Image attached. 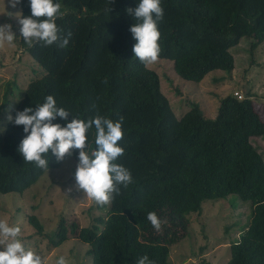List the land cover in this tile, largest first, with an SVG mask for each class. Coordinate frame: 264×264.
Here are the masks:
<instances>
[{"label":"trees","instance_id":"trees-1","mask_svg":"<svg viewBox=\"0 0 264 264\" xmlns=\"http://www.w3.org/2000/svg\"><path fill=\"white\" fill-rule=\"evenodd\" d=\"M54 2L64 12L56 21L60 35L72 33L69 44L29 47L18 24L14 42L20 56L26 52L36 67L23 88L15 80L6 82L0 116L14 117L18 110L35 108L49 94L58 107L70 111L69 121L73 116L87 121L97 113L113 120L123 116V139L118 143L124 155L116 162L130 170L133 182L121 186L110 205L96 203L105 214L94 217L91 225L70 224L75 237L88 244L85 253L92 264H136L145 254L155 264H170L173 242H165V237L184 233L186 218L200 212L203 201L229 195L248 200L251 212L228 246L227 264H264V157L251 142L252 137L264 138V122L248 87L243 98L232 93L221 97L214 117L190 101L178 118L157 72L132 51L136 41L129 29L137 21L127 9L137 7L139 0ZM18 6L20 15H31L29 0ZM161 6L159 57L172 60L185 80L200 82L213 70L232 71L231 47L246 36L252 54L264 40V0H161ZM67 122L60 117L53 121L62 126ZM25 135L23 126L0 118L2 194L22 193L46 171L25 162L18 152ZM87 137L92 150L94 127ZM78 151L64 160L72 157L78 162ZM48 161V169L63 162L51 152ZM148 212L167 222L161 231L148 221ZM28 222L43 233L37 216L30 215ZM42 235L54 248L68 239V227L61 219L54 232Z\"/></svg>","mask_w":264,"mask_h":264},{"label":"rangeland","instance_id":"rangeland-1","mask_svg":"<svg viewBox=\"0 0 264 264\" xmlns=\"http://www.w3.org/2000/svg\"><path fill=\"white\" fill-rule=\"evenodd\" d=\"M20 12L18 5L13 8L9 0H0V24H11L13 32L18 27ZM249 43L250 38L244 36L230 48L234 56L232 71L213 70L200 82L181 78L175 72L172 60L166 58L159 57L155 64L148 67L159 75L161 90L170 100L178 118L188 110L190 101L198 103L206 116L214 117L221 97L236 91L244 97L250 90L254 109L264 122V40L252 54ZM20 55L21 49L15 42L0 46V104L6 82L15 80L17 87L23 88L33 76L32 67L36 64L26 52L22 57ZM8 115L3 113L1 120H6ZM251 142L264 157V138L252 137ZM77 163L74 158L67 157L59 167L46 170L22 193H0V220L7 221L10 226H19L22 242L27 248L40 253L46 264H55L61 255L65 256L67 264H92L91 257L85 253L88 244L75 237L70 231V224L74 222L78 228L89 226L93 218L103 216L105 210L96 208L94 200L82 190H77ZM250 212V202L236 195L203 201L201 211L186 218L184 233L179 231L168 235L169 238L165 237V242H173L169 245V263L227 264L230 255L228 246L248 223ZM32 214L42 224V232L49 234L63 219L68 227V239L51 247L49 237L38 234L28 222Z\"/></svg>","mask_w":264,"mask_h":264},{"label":"clouds","instance_id":"clouds-1","mask_svg":"<svg viewBox=\"0 0 264 264\" xmlns=\"http://www.w3.org/2000/svg\"><path fill=\"white\" fill-rule=\"evenodd\" d=\"M9 3L15 8L21 0H9ZM29 4L31 15L18 16L24 42L29 47L56 44L59 48H66L72 33L60 35L61 29L56 21L64 16L61 4L54 0H29ZM127 12L137 21L129 29L136 41L132 48L134 56L145 67L155 64L161 51L158 43L161 35L158 23L164 18L161 0H139L138 6L128 8ZM16 38L11 24H0V46L13 45ZM69 114L70 111L58 107L54 96L49 94L35 108L25 107L16 111L14 117L9 114L7 119L16 126H23L26 135L19 143L18 152L25 162L34 163L37 168L48 170L49 152L59 162L72 155L73 150H79L75 171L77 190H82L98 205H110L115 196L120 195L121 186L127 188L133 182L130 170L116 162L124 155V148L118 143L123 139L124 118L113 120L97 113L87 121L76 116L69 121ZM57 117L68 122L65 126L53 123ZM93 127L96 147L89 150L87 133ZM147 219L157 232L167 223L155 212H148ZM20 235L19 226H10L7 221L0 220V264H46L40 253L25 246ZM55 264H67L65 256H59ZM136 264H155V261L145 254Z\"/></svg>","mask_w":264,"mask_h":264},{"label":"built area","instance_id":"built-area-1","mask_svg":"<svg viewBox=\"0 0 264 264\" xmlns=\"http://www.w3.org/2000/svg\"><path fill=\"white\" fill-rule=\"evenodd\" d=\"M234 95L237 96L238 98H243V95H242L241 92L236 91V92L234 93Z\"/></svg>","mask_w":264,"mask_h":264},{"label":"crops","instance_id":"crops-1","mask_svg":"<svg viewBox=\"0 0 264 264\" xmlns=\"http://www.w3.org/2000/svg\"><path fill=\"white\" fill-rule=\"evenodd\" d=\"M203 109V108H202Z\"/></svg>","mask_w":264,"mask_h":264}]
</instances>
